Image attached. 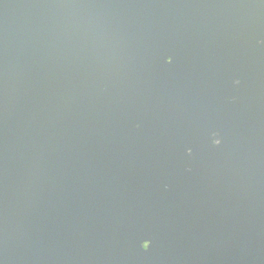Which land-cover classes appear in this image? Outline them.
Wrapping results in <instances>:
<instances>
[{"label":"water","instance_id":"95a60500","mask_svg":"<svg viewBox=\"0 0 264 264\" xmlns=\"http://www.w3.org/2000/svg\"><path fill=\"white\" fill-rule=\"evenodd\" d=\"M0 264H264V0H0Z\"/></svg>","mask_w":264,"mask_h":264},{"label":"snow or ice","instance_id":"6c2138e0","mask_svg":"<svg viewBox=\"0 0 264 264\" xmlns=\"http://www.w3.org/2000/svg\"><path fill=\"white\" fill-rule=\"evenodd\" d=\"M165 62L166 63H171V58L170 57H166L165 59ZM150 247V244H145L144 242L141 244V248L144 250V251H147V249Z\"/></svg>","mask_w":264,"mask_h":264},{"label":"clouds","instance_id":"9594fccd","mask_svg":"<svg viewBox=\"0 0 264 264\" xmlns=\"http://www.w3.org/2000/svg\"><path fill=\"white\" fill-rule=\"evenodd\" d=\"M215 143H219V141H215Z\"/></svg>","mask_w":264,"mask_h":264}]
</instances>
